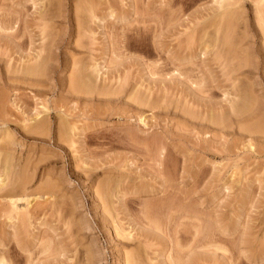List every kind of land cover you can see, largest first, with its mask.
<instances>
[{
    "label": "rangeland",
    "instance_id": "rangeland-1",
    "mask_svg": "<svg viewBox=\"0 0 264 264\" xmlns=\"http://www.w3.org/2000/svg\"><path fill=\"white\" fill-rule=\"evenodd\" d=\"M228 1L0 0V255L8 264H169L172 245L176 264H264V135L213 123L251 89L264 125V0ZM235 3L242 18L232 29L218 13ZM42 59L44 70L23 73ZM76 68L95 81L91 93L74 88ZM39 120L49 130L33 135Z\"/></svg>",
    "mask_w": 264,
    "mask_h": 264
},
{
    "label": "bare ground",
    "instance_id": "bare-ground-1",
    "mask_svg": "<svg viewBox=\"0 0 264 264\" xmlns=\"http://www.w3.org/2000/svg\"><path fill=\"white\" fill-rule=\"evenodd\" d=\"M30 1V0H29ZM47 1H49V0H47ZM82 1V0H81ZM216 1V0H215ZM224 1L225 0H220V3L221 4H223V6H224ZM231 0H229L228 2H230ZM255 1H257V0H255ZM262 1V0H261ZM42 2V1H41ZM44 2V1H43ZM78 2H79V0H78ZM90 2H92V1H90ZM217 2H218V0H217ZM237 3H241L242 2V0H238V1H236ZM245 2V1H244ZM46 3H48V2H46ZM216 3V2H215ZM252 3H253V1H252ZM255 3V2H254ZM78 4V3H77ZM83 4V3H82ZM216 4H218V3H216ZM220 4V5H221ZM256 4V3H255ZM258 4V3H257ZM259 4H260V2H259ZM41 5H42V3H41ZM50 5V4H49ZM235 5H237L236 3L235 4H233V8H234V6ZM254 5V4H253ZM95 6V5H94ZM46 7V6H45ZM54 7V6H53ZM58 7V6H57ZM90 6H88V8H89ZM92 7V6H91ZM220 7H222V6H220ZM219 7V8H220ZM240 7V6H239ZM242 7V6H241ZM253 7V6H252ZM259 7H261V5L259 6ZM47 8H49L48 6H47ZM87 8V9H88ZM224 7H222V9H223ZM229 7H227L226 9L228 10H226L227 12H222V15H219V13H218V16H220V22L219 23H225V25H228V26H231L232 27V29H236V27L237 26H239V25H237L236 23V21H238L237 19L239 18H242V17H238V13L237 12H239V11H237V9H238V7H235V8H237V9H228ZM55 9V8H54ZM75 9H77V8H75ZM87 9H86V11H87ZM221 9V10H222ZM241 9H243V8H241ZM261 9H262V7H261ZM53 10V9H52ZM60 10V9H59ZM78 10V9H77ZM220 10V9H219ZM244 10V9H243ZM257 10H259V9H257V7L255 6V10L253 11L254 13H260V12H257ZM82 11V10H81ZM80 11V12H81ZM89 11V10H88ZM96 11V10H95ZM215 11V10H214ZM237 11V12H236ZM75 12V11H74ZM252 12V13H253ZM261 12H262V10H261ZM43 13V12H42ZM85 13V12H84ZM87 13H90V12H87ZM240 13V12H239ZM83 14V13H82ZM221 14V13H220ZM241 14H243V13H241ZM241 14H239V15H241ZM47 15V14H46ZM57 15V14H56ZM76 15V14H75ZM92 15H93V13H92ZM252 15V14H251ZM256 15V14H255ZM260 15V14H259ZM263 15V17H264V14H262ZM85 16V15H84ZM95 17H92L93 19L92 20H95V19H97L96 18V15H94ZM213 16V15H212ZM242 16V15H241ZM245 16V15H244ZM257 16V15H256ZM17 18V17H16ZM45 18V17H44ZM90 18V17H89ZM95 18V19H94ZM216 17H214V19H215ZM258 19V21H259V18H260V16L259 17H257ZM4 19H6V17L4 18ZM8 19V18H7ZM15 19V18H14ZM48 19V18H47ZM211 19H213V17L211 18ZM83 20H85V19H83ZM216 20V19H215ZM7 21V20H6ZM10 21V20H9ZM47 21V20H46ZM79 21V20H78ZM77 21V22H78ZM96 21V20H95ZM245 21V20H244ZM8 22V21H7ZM7 22H5V23H7ZM11 22V21H10ZM14 22V21H13ZM43 22V21H42ZM86 22V21H85ZM97 22H98V20H97ZM264 22V21H263ZM15 23V22H14ZM47 23V22H46ZM44 24V26L45 25H49L48 23L47 24ZM91 23V22H90ZM246 23V22H245ZM260 24L262 23V22H259ZM0 24H1V22H0ZM4 24V23H3ZM11 24V23H10ZM10 24L8 25V26H10ZM43 24V23H42ZM80 24V23H79ZM214 24V23H213ZM242 24V23H241ZM244 24V23H243ZM258 24V23H257ZM5 25H3V27H4ZM12 26V25H11ZM50 26V25H49ZM80 27H82L83 28V26H81V25H79ZM219 26V25H218ZM223 26V25H222ZM227 26V27H228ZM6 27V26H5ZM41 27H43V26H41ZM51 27V26H50ZM77 27V26H76ZM225 27V26H224ZM253 27V26H252ZM257 27V26H256ZM217 28V27H216ZM226 28V27H225ZM224 28V29H225ZM245 28V27H244ZM261 29H262V27H260ZM9 29H11V28H9ZM22 29V28H21ZM20 29V30H21ZM44 29H45V27H44ZM88 29V28H87ZM231 28H229V30H230ZM0 30H3V28H2V24H1V26H0ZM5 30V29H4ZM3 30V31H4ZM12 30V29H11ZM46 30V29H45ZM76 30V29H75ZM219 30H220V27H219ZM86 31H88V30H86ZM231 31V30H230ZM260 32H261V30H259ZM5 32V31H4ZM7 32V31H6ZM11 32V31H10ZM238 32H239V30H238ZM1 33V32H0ZM49 33V32H48ZM216 33V32H215ZM242 33V32H241ZM7 34V33H6ZM5 34V35H6ZM50 34V33H49ZM227 34H229V33H227ZM10 35V34H9ZM241 35V34H240ZM262 35V34H261ZM45 36V35H44ZM227 37H228V35H226ZM46 38H47V36H45ZM42 38V37H41ZM225 38V37H224ZM224 38H222L223 40H222V42H224L225 41V46L227 47L226 49H225V51H227V53L229 54V51L227 50V49H229V47H231L230 45H232L231 43L232 42H230V41H226V40H228V39H224ZM5 39V38H4ZM40 39V38H39ZM241 39H242V37H241ZM248 40H249V37L247 38ZM262 39V38H261ZM229 40H230V38H229ZM31 41V40H30ZM2 42V41H1ZM246 42H247V40H246ZM250 42H252V41H250ZM5 43V42H4ZM243 43V42H242ZM263 43V42H262ZM53 44V43H52ZM47 45V44H46ZM49 45V44H48ZM81 46V45H80ZM222 46H224V43L222 44ZM50 47H52L51 45H50ZM82 47V46H81ZM238 47V46H237ZM239 47H240V45H239ZM247 47V46H246ZM47 48H49V47H47ZM207 48V47H206ZM222 48V47H221ZM225 48V47H224ZM223 49V48H222ZM236 49V48H235ZM43 50V49H42ZM45 50V49H44ZM48 50V49H47ZM52 50V49H51ZM203 50V49H202ZM205 50V49H204ZM203 50V51H204ZM208 51V50H207ZM230 51H231V49H230ZM239 51V50H238ZM43 52V51H42ZM217 52V51H216ZM39 53V52H38ZM49 53V52H48ZM220 53H221V51H220ZM235 53V52H234ZM240 53H241V51H240ZM203 54H205L204 52H203ZM217 54V53H216ZM231 54V53H230ZM246 54V53H245ZM36 55H38L37 53H36ZM39 55H42L41 53L39 54ZM44 55V54H43ZM233 55V54H232ZM249 55V54H248ZM202 56H204V55H202ZM240 56V55H239ZM45 57V56H44ZM189 57V56H188ZM200 57V56H199ZM218 57V56H217ZM242 57V56H241ZM27 58V57H26ZM30 58V57H29ZM37 58L39 59H41V58H43V57H39V56H37ZM48 58V57H47ZM50 58V57H49ZM25 59V58H24ZM28 59V58H27ZM39 59V60H40ZM46 59V58H45ZM51 59H52V56H51ZM188 59V58H187ZM235 59V58H234ZM242 59V58H241ZM36 59L34 58V61H35ZM39 60H38V62L36 61V62H33V61H31V63H29V64H31L30 65V67H28L27 66V69H25L24 70V72L23 73H26V75L27 74H30V75H34V74H37V73H39L40 72V69H43L44 68V65L46 66V64H45V62L43 61L44 59H42V61H40L39 62ZM67 60V59H66ZM65 60V61H66ZM22 61V60H21ZM47 61V60H46ZM75 61V60H74ZM217 61V60H216ZM250 61V60H249ZM28 62V61H27ZM32 62H33V64H32ZM49 62V61H48ZM78 62V61H77ZM76 62V64H78ZM169 62V61H168ZM219 62V61H218ZM246 62V61H245ZM253 62V61H252ZM50 63V62H49ZM53 63V62H52ZM81 63V62H80ZM84 63V62H83ZM82 63V64H83ZM235 63V62H234ZM250 63V62H249ZM24 64V63H23ZM23 64H22V66H23ZM48 64V63H47ZM81 64V65H82ZM191 64V63H190ZM236 64H237V62H236ZM239 64V63H238ZM50 65V64H49ZM71 65V64H70ZM80 65V66H81ZM98 65V64H97ZM168 65V64H167ZM26 66V65H25ZM51 66V65H50ZM79 66V67H80ZM84 66H86L85 64H84ZM96 66V65H95ZM177 66V65H176ZM240 66V65H239ZM251 66V65H250ZM253 66V65H252ZM257 66V65H256ZM82 67V66H81ZM93 67V66H92ZM221 67V66H220ZM228 67V66H227ZM235 67V66H234ZM241 68H242V65L240 66ZM48 68V67H47ZM71 68V67H70ZM87 68H89V67H87ZM169 68V67H168ZM244 68V67H243ZM14 69H15V67H14ZM18 69V68H17ZM23 68H21V70H22ZM77 69V68H76ZM91 69V68H90ZM98 69V68H97ZM173 69V68H172ZM240 69V68H239ZM44 70V69H43ZM73 70V69H72ZM78 70V69H77ZM92 70H94V69H92ZM99 70V69H98ZM175 70V69H174ZM241 70V69H240ZM239 70V71H240ZM253 70V69H252ZM86 71V70H85ZM95 71V70H94ZM232 71H234V70H232ZM238 71V70H237ZM243 71V70H242ZM250 71V70H249ZM253 71H256V70H253ZM15 72V71H14ZM16 72H17V70H16ZM41 72L42 73H44L42 70H41ZM46 72H48V71H46ZM87 72V71H86ZM178 72V71H177ZM176 72V73H177ZM241 72V71H240ZM75 73V72H74ZM90 73H91V71H90ZM90 73H88V74H90ZM94 73V72H93ZM190 73V72H189ZM233 73V72H232ZM238 73V72H237ZM246 73V72H245ZM20 74V73H19ZM165 74V73H164ZM15 75V74H14ZM25 75V74H24ZM95 75V74H94ZM176 75V74H175ZM229 75V74H228ZM19 76H21V75H19ZM98 76V75H97ZM100 76V75H99ZM178 76V75H177ZM182 76V75H181ZM239 76V75H238ZM41 77H43V76H41ZM73 78L71 79V80H73V83H75V87L74 88H76V87H78V86H80V85H82L83 87H84V89H85V91H91L93 88H95V87H93L94 85V82L92 81V78H90L89 76H86L85 74H84V71L82 70V69H79L77 72H76V74H74V76H72ZM92 77V76H91ZM166 77V76H165ZM237 77V76H236ZM23 78V77H22ZM173 78V77H172ZM193 79V78H192ZM196 79V78H195ZM198 79V78H197ZM118 80V79H117ZM229 80V79H228ZM244 80V79H243ZM35 81V80H34ZM108 81H111V80H108ZM246 81V80H245ZM236 82V81H235ZM244 82V81H243ZM76 83L77 84H79L80 83V85H76ZM198 83V82H197ZM201 83V82H200ZM256 83V82H255ZM69 84H71V83H69ZM97 84H98V82H97ZM111 84V83H110ZM195 84V83H194ZM251 84V83H250ZM197 85V84H196ZM69 86V85H68ZM73 86V85H72ZM98 86V85H97ZM108 86V85H107ZM111 86V85H110ZM114 86V85H113ZM193 86V85H192ZM191 86V87H192ZM230 86V85H229ZM242 86V85H241ZM70 88H71V85L69 86ZM190 87V88H191ZM68 88V87H67ZM79 88V87H78ZM224 88V87H223ZM83 89V90H84ZM96 89H99V88H96ZM104 89H106V88H104ZM138 89V88H137ZM75 90V89H74ZM82 90V89H81ZM147 90V89H146ZM236 90V89H235ZM247 90V93L246 92H244L243 94H241V95H239V97H237L236 98V96L235 97H233V98H236L237 100H231V101H229L230 103V105H229V111H227V112H225V113H223V114H220V116H218L217 117V119H215L214 121H213V123L214 124H222V125H224V128L226 127V128H229V125H230V127H232V125H236V128H237V125H239L240 127H242V125L244 126H246L245 127V129L243 128V131H246L248 134H246V135H250L249 136V138L250 139H252V137L251 136H260L262 133V135H264V131H262V130H264V128L262 129V126H264V125H262V123H260L261 121H262V119H260L261 118V112H262V107H260V106H256V105H258V103L255 105V103H254V100L255 99H253V97L251 98V93H250V91H251V89H246ZM245 90V91H246ZM71 91H72V89H71ZM96 91V90H95ZM104 91V90H103ZM234 91V90H233ZM259 91V90H258ZM82 92V91H81ZM93 93H94V91H92ZM122 92V91H121ZM146 92V91H145ZM150 92V91H149ZM252 92V91H251ZM260 92V91H259ZM84 94H85V92H83ZM91 93V92H90ZM106 93V92H105ZM104 93V94H105ZM190 93V92H189ZM225 92H223V94H224ZM232 93V92H231ZM240 93V92H239ZM88 94V93H87ZM107 94V93H106ZM138 94V93H137ZM144 94V93H143ZM228 94V93H227ZM235 94V93H234ZM108 95H110V93L108 94ZM111 95H112V93H111ZM135 95V94H134ZM142 95V94H141ZM264 95V94H263ZM113 96H114V94H113ZM119 96V95H118ZM233 96V95H232ZM260 96V95H259ZM126 97V96H125ZM147 97V96H146ZM200 97V96H199ZM208 97V96H207ZM145 98V97H144ZM129 99V98H128ZM132 99V98H131ZM137 99V98H136ZM196 99V98H195ZM223 99V98H222ZM229 99V98H228ZM127 100V99H126ZM150 100V99H149ZM225 100H226V102L228 101L227 100V98L225 97ZM224 100V101H225ZM263 100V99H262ZM139 102H141V101H139ZM200 102V101H199ZM255 102H256V100H255ZM131 103V102H130ZM196 103V102H195ZM222 103V102H221ZM220 103V104H221ZM261 103V102H260ZM263 103V102H262ZM153 104V103H152ZM206 104V103H205ZM226 104V103H225ZM147 105L148 104H146V107H147ZM202 106V105H201ZM142 107V106H141ZM152 107V106H151ZM191 107V106H190ZM189 107V108H190ZM197 107V106H196ZM199 107V106H198ZM205 107V106H204ZM153 108V107H152ZM222 108V107H221ZM220 108V109H221ZM224 108V107H223ZM226 108V107H225ZM225 108L223 109V111L225 110ZM264 108V107H263ZM44 109H46V108H44ZM203 109H205V108H203ZM209 109V108H208ZM217 109V108H216ZM207 110V109H206ZM214 110V109H213ZM43 111V110H42ZM184 111V110H183ZM205 111V110H204ZM45 112H46V110H45ZM214 112H215V110H214ZM42 113V112H41ZM48 113V112H47ZM206 113V112H205ZM220 113V112H219ZM212 115V114H211ZM219 115V114H218ZM3 116V115H2ZM36 117H38V116H36ZM45 117V116H44ZM202 117V116H201ZM215 117V116H214ZM263 117V116H262ZM2 118V117H1ZM189 118V117H188ZM211 118H212V116H211ZM234 118V119H233ZM41 119H43V117H41ZM197 119V118H196ZM210 119V118H209ZM212 119H214V118H212ZM36 120H38V119H36ZM46 120V119H45ZM45 120L44 121H41V120H39V122L38 121H35V123H34V125L32 126V127H30L32 130H33V128L35 129L34 131H32V133L34 132L35 133V131H36V129H40L39 131H41V132H38V133H35V134H39L40 133V136L42 135L41 133L44 131V130H49V129H47L46 127V129H43L42 130V128H43V124H47V123H43V122H45ZM208 120V119H207ZM211 120V119H210ZM209 120V121H210ZM21 121V120H20ZM29 121V120H28ZM260 121V122H259ZM30 122V121H29ZM25 123V122H24ZM70 123V122H69ZM142 123V122H141ZM208 123V122H207ZM212 123V124H213ZM29 124V123H28ZM67 124V123H66ZM66 124H64V125H66ZM211 124V123H210ZM228 124V125H227ZM32 125V124H31ZM48 125V124H47ZM64 125H63V123H61L60 124V129L57 131L59 134L58 135H60L61 136V134H62V136H63V138H66V137H64L65 135L64 134H66V131L68 130V127L66 128V127H64ZM226 125V126H225ZM6 126V125H5ZM23 126H25V125H23ZM22 126V127H23ZM58 126L59 125H57V128H58ZM74 126H76V125H74ZM214 126V125H213ZM29 127V126H28ZM72 127H73V125H72ZM206 127H208V126H206ZM25 128V127H24ZM23 128V129H24ZM27 128V127H26ZM26 128H25V130H26ZM29 128V129H30ZM77 128V127H76ZM85 128V127H84ZM211 128V127H210ZM225 128V129H226ZM28 129V130H29ZM31 129H30V131H29V133L31 132ZM69 129H71V126H70V128ZM75 129V128H74ZM2 130V129H1ZM28 130H26V131H28ZM223 130V129H222ZM229 130V129H228ZM231 130V129H230ZM233 130V129H232ZM242 130V129H241ZM6 131H7V128H6ZM21 131V130H20ZM71 131V130H70ZM72 131H74V130H72ZM82 131V130H81ZM237 131V130H236ZM24 133V132H23ZM34 133H33V135H34ZM224 133H226V132H224ZM234 133H236V132H234ZM241 133V132H240ZM3 134L5 135V133L3 132ZM6 134H8V133H6ZM25 134V133H24ZM27 134H28V132H27ZM2 135V134H1ZM46 134H44V136H45ZM48 135V134H47ZM243 135H244V133H243ZM7 136V135H6ZM5 136V137H6ZM8 136H10L9 134H8ZM36 136H38V135H36ZM61 136V137H62ZM68 136V135H67ZM69 136H71L72 137V135H70L69 134ZM69 136L67 137V138H69ZM258 136V137H259ZM2 137V136H1ZM0 137V138H1ZM34 137V136H33ZM54 137V136H53ZM61 137H58V138H60L61 139ZM70 137V138H71ZM132 137V136H131ZM7 138V137H6ZM38 138H40V137H38ZM220 138V137H219ZM261 138H263V136L261 137ZM5 139V138H4ZM43 140L45 139V138H42ZM2 140V139H1ZM62 140H64V139H62ZM71 140V139H70ZM131 140V139H130ZM260 140H262V139H260ZM259 140V141H260ZM4 141V140H3ZM237 141V140H236ZM239 141H241V140H239ZM6 142H8V140H6ZM71 142V141H70ZM249 142H251V141H249ZM261 142H263V141H261ZM47 143V142H46ZM58 143V142H57ZM56 143V144H57ZM68 143H69V141H68ZM74 143V142H73ZM157 143V142H156ZM219 144H221V143H219ZM245 144V143H244ZM64 145V144H63ZM73 145V144H72ZM239 145V144H238ZM260 145V144H259ZM70 146V145H69ZM237 147V146H236ZM249 147V146H248ZM71 148H73V147H71ZM221 148V147H220ZM233 148V147H232ZM258 148V147H257ZM9 149V148H8ZM222 150V149H221ZM234 150V149H233ZM261 150H263V148L261 149ZM260 150V151H261ZM1 151H2V149H1ZM235 151V150H234ZM233 151V152H234ZM8 152V151H7ZM158 152H159V150H158ZM264 152V151H263ZM258 153V152H257ZM256 153V154H257ZM7 154V153H6ZM43 154V153H42ZM49 154V153H48ZM259 154V153H258ZM261 154V153H260ZM10 156V155H9ZM40 156V155H39ZM44 156H45V154H44ZM43 156V157H44ZM161 156V155H160ZM4 157H6V158H8L7 157V155L6 156H4ZM50 157V156H49ZM3 158V157H2ZM157 158V157H156ZM9 159V158H8ZM11 159V158H10ZM8 160L9 161V163L7 162H5L4 163V168L3 169H5V172H9V164H10V162H12L11 160ZM160 159V158H159ZM4 160V159H3ZM3 162V161H2ZM3 164V163H2ZM1 164V165H2ZM10 168H11V166H10ZM20 170V169H19ZM1 171H2V169H1ZM18 171V170H17ZM262 171V170H261ZM4 172V173H5ZM23 172V171H22ZM10 173V172H9ZM169 173V172H168ZM20 174V173H19ZM25 174V173H24ZM264 174V173H263ZM13 175V174H12ZM15 175V174H14ZM47 175V174H46ZM1 176H3V175H1ZM8 177H9V175H8ZM16 178V177H15ZM45 178V177H44ZM26 179V178H25ZM28 179V178H27ZM52 179V178H51ZM50 179V180H51ZM9 180H10V178H9ZM41 180V179H40ZM47 180V179H46ZM45 180V181H46ZM106 180V179H105ZM116 180V179H115ZM8 181V180H7ZM53 181V180H52ZM117 181V180H116ZM262 181V180H261ZM3 182V181H2ZM47 182V181H46ZM59 182V181H58ZM97 182V181H96ZM21 183V182H20ZM23 183V182H22ZM31 183V182H30ZM52 183V182H51ZM50 183V184H51ZM118 183V182H117ZM2 184V183H1ZM4 184L5 185H7L8 183L7 182H4ZM26 184V183H25ZM52 184H55V183H52ZM106 184V183H105ZM111 184V183H110ZM10 185V184H9ZM21 185V184H20ZM104 185V184H103ZM108 185V184H107ZM8 186V185H7ZM16 186V185H15ZM51 186V185H50ZM101 186V185H100ZM160 186V185H159ZM18 187H19V184H18ZM17 187V188H18ZM103 187V186H102ZM15 188V187H14ZM24 188V187H23ZM53 188V187H52ZM57 188V187H56ZM59 188V187H58ZM57 188V189H58ZM136 188V187H135ZM12 188H10V190H11ZM16 189V188H15ZM21 189V188H20ZM46 189V188H45ZM56 189V190H57ZM13 190V189H12ZM22 190V189H21ZM113 190V189H112ZM117 190V189H116ZM115 190V191H116ZM124 190V189H123ZM66 191V190H65ZM153 191V190H152ZM8 192V191H7ZM13 192V191H12ZM23 193L24 192H26V191H22ZM52 192V191H51ZM92 192V191H91ZM111 192V191H110ZM164 192V191H163ZM15 193V192H14ZM18 193V192H17ZM23 193H21V194H23ZM54 193V192H53ZM102 193V192H101ZM106 193V192H105ZM117 193H119V192H117ZM129 193V192H128ZM95 194V193H94ZM99 194H100V189H99ZM154 194V193H153ZM9 195H10V192H9ZM14 195V194H13ZM15 195H16V193H15ZM24 195H25V193H24ZM105 195V194H104ZM121 195V194H120ZM155 195V194H154ZM4 196H8V193H6V195L4 194ZM2 197V196H1ZM13 197V196H12ZM12 197H9V198H12ZM125 197V196H124ZM14 198H16V197H14ZM72 198V197H71ZM18 198H16L15 200H17ZM67 199V198H66ZM107 199V198H106ZM114 199V198H113ZM112 199V200H113ZM115 199H116V196H115ZM120 199V198H119ZM122 199V198H121ZM180 199V198H179ZM187 199V198H186ZM11 200V199H10ZM52 200V199H51ZM58 200V199H57ZM70 200V199H69ZM105 200V199H104ZM147 200V199H146ZM13 201V200H12ZM11 201V202H12ZM109 201V200H108ZM17 202H18V200H17ZM37 202V201H36ZM47 202H49V201H47ZM57 201H55V203H56ZM69 202H71V201H69ZM118 202V201H117ZM125 202V201H124ZM148 202V201H147ZM174 202V201H173ZM13 203V202H12ZM15 203V202H14ZM13 203V204H14ZM52 203V202H51ZM59 203V202H58ZM67 203V202H66ZM105 203V202H104ZM143 203V202H142ZM157 203V202H156ZM179 203V202H178ZM10 204V203H9ZM39 204V203H38ZM68 204V203H67ZM72 204V203H71ZM151 204V203H150ZM153 204V203H152ZM155 204V203H154ZM1 205V204H0ZM12 205V204H11ZM52 205V204H51ZM58 205V204H57ZM60 205V204H59ZM70 205V204H69ZM107 205V204H106ZM132 205V204H131ZM147 205H148V203H147ZM6 206V205H5ZM26 206V205H25ZM29 206V205H28ZM35 206V205H34ZM54 206H55V204H54ZM67 206V205H66ZM112 206V205H111ZM159 206H161V205H159ZM30 207V206H29ZM47 207V206H46ZM56 207V206H55ZM54 207V208H55ZM63 207V206H62ZM126 207V206H125ZM135 207V206H134ZM1 208V207H0ZM106 208V207H105ZM9 209V208H8ZM15 209H16V206H15ZM56 209V208H55ZM57 209H60V208H57ZM97 209V208H96ZM108 209V208H107ZM106 209V210H107ZM127 209V208H126ZM180 209V208H179ZM74 210V209H73ZM141 210V209H140ZM163 210V209H162ZM241 210V209H240ZM25 211V210H24ZM30 211V210H29ZM32 211V210H31ZM50 211V210H49ZM264 211V210H263ZM3 212V211H2ZM12 212V211H11ZM15 212H16V210H15ZM102 212V211H101ZM103 212H105L104 211V209H103ZM108 212V211H107ZM126 212V211H125ZM135 212V211H134ZM144 212V211H143ZM146 212V211H145ZM192 212V211H191ZM197 212V211H196ZM4 213V212H3ZM14 213V212H13ZM12 213V214H13ZM22 213H23V211H22ZM21 213V214H22ZM53 213V212H52ZM73 213V212H72ZM118 213V212H117ZM132 213V212H131ZM16 214V213H15ZM28 214V213H27ZM56 214V213H55ZM114 214V213H113ZM141 214V213H140ZM149 214V213H148ZM160 214V213H159ZM238 214V213H237ZM109 215V214H108ZM117 215V214H116ZM139 215V214H138ZM167 214H165V216H166ZM214 215V214H213ZM6 216V215H5ZM16 216V215H15ZM20 216H22V215H20ZM19 215H18V217H20ZM114 216V215H113ZM141 216V215H140ZM152 216V215H151ZM154 216V215H153ZM159 216V215H158ZM108 217V216H107ZM135 217V216H134ZM181 217V216H180ZM206 217V216H205ZM211 217V216H210ZM10 218V217H9ZM15 218V217H14ZM17 218V217H16ZM29 218V217H28ZM72 218V217H71ZM146 218V217H145ZM13 219V218H12ZM114 219V218H113ZM123 219V218H122ZM126 219V218H125ZM132 219V218H131ZM144 219V218H143ZM152 219V218H151ZM159 219V218H158ZM9 220V219H8ZM15 220V219H14ZM13 220V221H14ZM21 220H23V219H21ZM24 220H25V218H24ZM112 220V219H111ZM117 220V219H116ZM130 220V219H129ZM148 220H150V219H148ZM154 220V219H153ZM10 221H11V219H10ZM136 221V220H135ZM144 221V220H143ZM164 221V220H163ZM162 221V222H163ZM201 221V220H200ZM235 221H236V219H235ZM18 222V221H17ZM29 222V221H28ZM130 222V221H129ZM147 222V221H146ZM149 222V221H148ZM172 222V221H171ZM11 223V222H10ZM16 223V222H15ZM14 223V224H15ZM20 223V222H19ZM24 223V222H23ZM25 223H26V221H25ZM77 223V222H76ZM111 224H112V222H110ZM133 223V222H132ZM137 223V222H136ZM156 223V222H155ZM154 223V224H155ZM168 223V222H167ZM170 223V222H169ZM246 223V222H245ZM18 224V223H17ZM34 224V223H33ZM44 224V223H43ZM151 224V223H150ZM237 224V223H236ZM235 224V225H236ZM27 225V224H26ZM135 225V224H134ZM144 225V224H143ZM163 225H164V223H163ZM79 226V225H78ZM110 226V225H109ZM117 226V225H116ZM130 226V225H129ZM136 226V225H135ZM138 226V225H137ZM176 226V225H175ZM175 226H173L174 228H175ZM200 226V225H199ZM218 226V225H217ZM241 226V225H240ZM246 226V225H245ZM261 226V225H260ZM11 227H12V225H11ZM21 227V226H20ZM19 227V228H20ZM26 227V226H25ZM145 227V226H144ZM150 226H148V228H149ZM151 227H153V226H151ZM196 227V226H195ZM194 227V228H195ZM29 228V227H28ZM77 228V227H76ZM114 228V227H113ZM139 228H141V227H138V229ZM177 228V227H176ZM193 228V227H192ZM199 228V227H198ZM119 229V228H118ZM123 229V228H122ZM153 229V228H152ZM167 229V228H166ZM33 230V229H32ZM140 230V229H139ZM150 230V229H149ZM157 230V229H156ZM160 230V229H159ZM171 230V229H170ZM177 230V229H176ZM175 230V231H176ZM221 230V229H220ZM21 231V230H20ZM26 231V230H25ZM24 231V232H25ZM147 231V230H146ZM152 231H154V229L152 230ZM174 231V230H173ZM30 232V231H29ZM127 232V231H126ZM149 232V231H148ZM157 232H159V231H157ZM200 232V231H199ZM219 232V231H218ZM250 232V231H249ZM44 233V232H43ZM74 233V232H73ZM108 233V232H107ZM120 233V232H119ZM129 233V232H128ZM139 233V232H138ZM160 233V232H159ZM162 233V232H161ZM178 233V232H177ZM211 233V232H210ZM22 234H24L23 232H22ZM26 234V233H25ZM77 233H74L73 235H76ZM81 234V233H80ZM157 234V233H156ZM168 234H171V233H168ZM194 234V233H193ZM43 235V234H42ZM46 235V234H45ZM116 235V234H115ZM118 236H119V234H117ZM125 235V234H124ZM123 235V236H124ZM127 236H128V234H126ZM126 235L124 236V237H121L122 239L123 238H127L126 237ZM162 235V234H161ZM164 235V234H163ZM247 235V234H246ZM24 236V235H23ZM38 236V235H37ZM173 236V235H172ZM74 237V236H73ZM137 237V236H136ZM161 237H164V236H161ZM167 237H168V235H167ZM166 237V238H167ZM171 237V236H170ZM174 237V236H173ZM172 237V238H173ZM249 237V236H248ZM263 237V236H262ZM24 238V237H23ZM50 238V237H49ZM138 238V237H137ZM136 238V239H137ZM146 238V237H145ZM150 238V237H149ZM196 238V237H195ZM198 238V237H197ZM206 238V237H205ZM213 238V237H212ZM216 238V237H215ZM36 239V238H35ZM44 239H45V237H44ZM131 239V238H130ZM155 239V238H154ZM220 239V238H219ZM10 240V239H9ZM128 240V239H127ZM170 240V239H169ZM168 240V241H169ZM227 240V239H226ZM230 240V239H229ZM29 241V240H28ZM31 241V240H30ZM48 241V240H47ZM77 241V240H76ZM126 241V240H125ZM124 241V242H125ZM147 241V240H146ZM156 241H159V240H156ZM170 241H172V240H170ZM178 241V240H177ZM192 241V240H191ZM195 241V240H194ZM209 241V240H208ZM217 241V240H216ZM262 241V240H261ZM14 242V241H13ZM49 242V241H48ZM138 242V241H137ZM164 242V241H163ZM173 242V241H172ZM40 243V242H39ZM54 243V242H53ZM52 243V244H53ZM130 243V242H129ZM154 243V242H153ZM176 243H178V242H176ZM175 243V244H176ZM222 243V242H221ZM259 243V242H258ZM13 244V243H12ZM45 244V243H44ZM143 244H145V243H143ZM142 244V245H143ZM173 244V243H172ZM194 244V243H193ZM200 244V243H199ZM202 244V243H201ZM213 244V243H212ZM216 244V243H215ZM260 244V243H259ZM48 245V244H47ZM148 245V244H147ZM169 245H171V243H169ZM178 245V244H177ZM190 245V244H189ZM192 245V244H191ZM209 245V244H208ZM217 245H219V244H217ZM216 245V247H218ZM230 245V244H229ZM40 246H42L41 247V249L43 248V246L44 245H40ZM49 246V245H48ZM50 246H52V245H50ZM49 246V247H50ZM75 246V245H74ZM89 246V245H88ZM140 246V245H139ZM139 246H137V247H139ZM146 246V245H145ZM152 246V245H151ZM182 246V245H181ZM236 246V245H235ZM264 246V245H263ZM47 248V246H44V248ZM73 247V246H72ZM87 247V246H86ZM134 247V246H133ZM141 247H144V246H141ZM154 247V246H153ZM167 247V246H166ZM174 247H176V246H174ZM196 247V246H195ZM200 247V246H199ZM202 247H204V246H202ZM207 247V246H206ZM209 247H210V245H209ZM221 247H223V246H221ZM262 247V246H261ZM38 248V247H37ZM54 248V247H53ZM146 248V247H145ZM179 247H177V248H175V250H174V248H173V245L172 246H169V248H168V254H167V257H166V259L168 260V262H169V264H176V262H177V260L179 261V259H180V257L181 256H179L178 255V259H177V254H176V252H178L176 249H178ZM181 248V247H180ZM190 248V247H189ZM193 248V247H192ZM198 248V247H197ZM214 248V247H213ZM237 248V247H236ZM72 249V248H71ZM83 249V248H82ZM134 249V248H133ZM138 249H140V248H138ZM157 249V248H156ZM162 249H163V247H162ZM196 249V248H195ZM210 249H212V247L210 248ZM209 249V250H210ZM52 250V249H51ZM129 250V249H128ZM127 250V251H128ZM149 250V249H148ZM179 250V249H178ZM189 250H191V248L189 249ZM202 250V249H201ZM204 250V249H203ZM2 251V250H1ZM5 251V250H4ZM36 251V250H35ZM38 252H39V250H37ZM41 251V250H40ZM146 251V250H145ZM152 251V250H151ZM165 251H167V250H165ZM164 251V252H165ZM180 251V250H179ZM182 251V250H181ZM208 251V250H207ZM41 252H43V251H41ZM55 252V251H54ZM137 252V251H136ZM139 252H140V250H139ZM144 252V251H143ZM154 252V251H153ZM209 252V251H208ZM33 253V252H32ZM44 253H46V252H44ZM90 253V252H89ZM118 253V252H117ZM124 253H126V252H124ZM135 253V252H134ZM142 253V252H141ZM202 253V252H201ZM243 253V252H242ZM37 254V253H36ZM75 254V253H74ZM137 254V253H136ZM146 254V253H145ZM163 254V253H162ZM182 254V253H181ZM197 254V253H196ZM207 254V253H206ZM237 254H239L238 252H237ZM30 256H32L31 254H29ZM41 255V254H40ZM39 255V256H40ZM64 255V254H63ZM90 255V254H89ZM135 255V254H134ZM185 255V254H184ZM223 255H225V254H223ZM240 255V254H239ZM242 255V254H241ZM262 255V254H261ZM20 256V255H19ZM24 256V255H23ZM128 256V255H127ZM138 256V255H137ZM146 256V255H145ZM148 256V255H147ZM183 256V255H182ZM205 256V255H204ZM233 256V255H232ZM263 256H264V254H263ZM10 257V256H9ZM8 256L6 257V258H9ZM55 257V256H54ZM53 257V258H54ZM58 257V256H57ZM123 257V256H122ZM125 257V256H124ZM123 257V258H124ZM130 257H133V254L132 255H130L128 258H130ZM152 257V256H151ZM192 257V256H191ZM190 257V258H191ZM199 257V256H198ZM6 258H4V256H3V254H1L0 255V264H8V262H6ZM25 258H27V257H25ZM32 258V257H31ZM34 258V257H33ZM45 258H47V257H45ZM59 258V257H58ZM63 258V257H62ZM148 258H149V256H148ZM155 258V257H154ZM159 258V257H158ZM165 258V257H164ZM183 258H184V256H183ZM182 258V259H183ZM187 258V257H186ZM194 258V257H193ZM236 258V257H235ZM11 258H9V260H10ZM27 259H29V257L27 258ZM61 259V258H60ZM72 259V258H71ZM70 259V260H71ZM95 259V258H94ZM134 259H135V257L134 258H130L129 259V262H128V260H127V264H131V260H133L132 261V264L134 263L135 264V262H134ZM146 259V258H145ZM162 259V258H161ZM165 259V260H166ZM201 259V258H200ZM240 259V258H239ZM238 259V260H239ZM242 259V258H241ZM8 260V259H7ZM24 260V259H23ZM31 260V259H30ZM30 260L29 261H26V259H25V261H26V263L28 264V263H30ZM34 260V259H33ZM35 260H37V259H35ZM66 260V259H65ZM136 260V259H135ZM138 260H139V258H138ZM181 260V259H180ZM186 260V259H185ZM187 260H188V258H187ZM24 261V262H25ZM39 261V260H38ZM37 261V262H38ZM78 261V260H77ZM141 261V260H140ZM151 261V260H150ZM156 261V260H155ZM162 261H164L163 259H162ZM227 261H228V259H227ZM231 261V260H230ZM258 261V260H257ZM10 262V261H9ZM23 262V261H22ZM32 262V261H31ZM80 262V261H79ZM84 262V261H83ZM89 262H90V260H89ZM138 261H136V263H137ZM183 262V261H182ZM203 262V261H202ZM212 262V261H211ZM214 262V261H213ZM216 262V261H215ZM259 262H264V259H263V257H262V260L261 261H259ZM40 263V262H39ZM55 263V262H54ZM60 263V262H59ZM85 263V262H84ZM125 263V262H124ZM147 263H148V261H147ZM150 263V262H149ZM155 263V262H154ZM153 263V264H154ZM157 263V262H156ZM155 263V264H156ZM163 263V262H162ZM165 263H166V261H165ZM164 263V264H165ZM179 263V262H178ZM177 263V264H178ZM186 263H189V264H192V263H190V262H186ZM196 263V262H195ZM228 263H229V261H228ZM14 264V263H13ZM21 264V263H20ZM56 264V263H55ZM80 264V263H79ZM126 264V263H125ZM166 264H168V263H166ZM182 264V263H181ZM184 264V263H183ZM194 264V263H193ZM206 264V263H205ZM225 264H227V263H225Z\"/></svg>",
    "mask_w": 264,
    "mask_h": 264
}]
</instances>
